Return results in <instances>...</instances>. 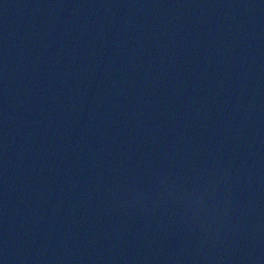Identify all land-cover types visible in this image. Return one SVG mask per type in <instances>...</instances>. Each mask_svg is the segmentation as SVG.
Instances as JSON below:
<instances>
[{"label": "water", "instance_id": "water-1", "mask_svg": "<svg viewBox=\"0 0 264 264\" xmlns=\"http://www.w3.org/2000/svg\"><path fill=\"white\" fill-rule=\"evenodd\" d=\"M0 264H264V0H0Z\"/></svg>", "mask_w": 264, "mask_h": 264}]
</instances>
